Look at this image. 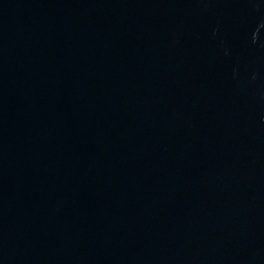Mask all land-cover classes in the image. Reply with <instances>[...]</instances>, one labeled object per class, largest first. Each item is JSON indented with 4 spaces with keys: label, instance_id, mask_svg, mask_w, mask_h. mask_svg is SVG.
Masks as SVG:
<instances>
[{
    "label": "water",
    "instance_id": "obj_1",
    "mask_svg": "<svg viewBox=\"0 0 264 264\" xmlns=\"http://www.w3.org/2000/svg\"><path fill=\"white\" fill-rule=\"evenodd\" d=\"M0 264H264V0H0Z\"/></svg>",
    "mask_w": 264,
    "mask_h": 264
}]
</instances>
